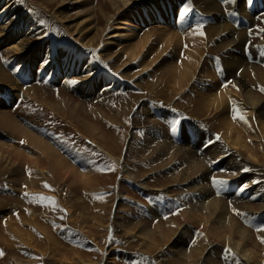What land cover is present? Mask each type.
<instances>
[{
    "label": "rangeland",
    "instance_id": "374dc122",
    "mask_svg": "<svg viewBox=\"0 0 264 264\" xmlns=\"http://www.w3.org/2000/svg\"><path fill=\"white\" fill-rule=\"evenodd\" d=\"M11 1H16L17 4H20V0ZM104 1L106 0H93L92 5L95 6L97 3H104ZM187 1L188 0H185L184 2L183 0L182 5L185 6L188 4L189 1ZM258 2L259 11L257 12L256 10L254 12L253 9L249 11L252 15H256L254 17L256 20H254L253 25L255 36L252 43H257L258 40L264 38V31H262V29H264V19L260 20V18L264 16V3H260V0ZM38 4L37 0H30L29 3L31 8H33V16H36L42 23L36 27H44L41 28L45 33L39 40L40 42L41 40H43V42H75V45H77V35L73 32L75 24L83 27V31H87V33L91 29V25H88V23L91 22L92 14L91 16L87 15V9L81 5V2L72 1L70 6L67 3H56L47 10L42 7H37ZM59 4L62 6L63 10H65L67 17H51V13L54 10L61 9ZM177 4L178 2H173L172 5H170L171 7L168 4L166 11L163 9L164 16L168 19L167 21H169L167 26L170 25L172 28H170V26L169 28L171 30L173 29V32L174 29L178 27L175 29L177 35L179 31H181L180 34H187L191 27H189V21L184 22L178 20L179 15L176 13L178 12L179 14L181 12V7ZM221 6L224 7H222L220 11L222 13H227L232 10L230 3H223ZM84 9H86V11ZM141 10L144 13L143 10L145 9L141 8ZM154 19L155 22H153ZM146 21L145 23H140L138 26L139 28L133 31L134 34L138 35H136V37H138L136 39L142 37V35L148 32L153 26L154 28L156 26L168 28L165 26L166 22L160 20L159 16H156V18L154 16L152 21H149V19ZM173 24L177 26L174 27ZM67 28L69 29L67 30ZM111 31L121 35L128 34L126 27L118 30L112 29ZM193 32H195L194 34L197 33L196 30ZM90 34H88V37ZM186 36L183 39L180 37L184 44L187 43L185 40L189 41V37ZM152 40L151 38L149 41ZM108 41H112L110 44L111 47L108 48L104 46V50L107 51L110 49V54L117 51L119 47L132 43H129L130 41L127 37H113L112 35ZM154 42H149V44H147L146 48H150L147 50L150 53H146L147 59L152 53L148 60H151L152 56L156 55L157 50L158 53L162 51V48L164 49V43L160 44L162 42L159 41L158 43L156 41ZM78 46L82 51H87L85 50L87 48L83 46L82 43ZM245 46L244 56L250 61L252 59V57H250L252 54L247 53L246 48L249 47L248 44ZM181 47H183L184 50L186 49L185 52L191 49V46L188 45H186L185 48L182 44ZM183 48L178 52L179 54L177 57L175 55L176 53L174 54L175 51L172 53L170 48H166L167 51L165 50L166 52L164 51L160 57L162 58L164 55L165 57H163V59L167 58L166 60L172 62L177 58L176 61L174 60V63L180 66V61H183ZM176 49L178 51V47ZM87 52L89 55L91 50ZM153 52H155V54ZM204 52L205 50L201 53L199 59L201 62L203 60V62L205 61L207 63L211 56ZM173 54L174 56H171ZM203 54L205 56H203ZM122 55L124 56V54ZM43 59L44 58L41 57V59H38L36 62L35 67H31L33 73L37 72L39 64ZM256 63L254 61L253 65H256L254 67L264 71V66H259V63H257L258 65ZM0 64L5 67L2 61H0ZM118 68L116 69L118 70L117 72L119 74H127V77H119V74L110 70H105V76L115 79L112 81L113 84L116 81L115 85H112L113 89H107L105 90L106 92L102 91V89L96 92L98 88H95L96 93L88 94L87 99L83 100V102H79L80 104H77L78 101L75 99L73 100V97L76 96L71 91L70 85L63 83L60 77L55 79V83L51 85L50 83L45 84L43 82H37L32 80L33 78H27L25 80L21 79L22 77L17 78L16 74L12 78L17 84H23V86L28 85L32 88L27 97L20 96L13 98L12 91L8 87L0 85L2 86L0 90H5L10 94V96H0V110H5L7 113L12 112V114L14 113V115H16V118L21 115L22 117H19L21 120L19 118V120H17L23 122L21 124H23L25 129L29 131L32 130L34 133L36 132L38 136L40 135L43 137V141H45L47 145H50L49 147L56 152L64 161L65 165L67 164L66 166L84 175V177L79 176L77 180L72 177L67 179L66 177L64 178V176L61 177L60 169L61 172H66V168L64 170V168L62 169V167H60L59 169L58 167L59 171L57 169L56 171L58 173H56L54 167L51 169L50 164L46 160L43 158L40 159V152L37 149L31 146L29 147L26 142L22 143L23 140H21V144L17 145V143H20V140L15 139L14 135L0 130V142L5 143V145L1 144L3 147L0 145V151L5 153H1L2 155H0V264H99V262L100 264H246V262L248 264H264V242H262V240H264V210L257 211L258 205L260 204L257 199H251L250 187H252L253 184L250 182H243L239 185L235 183L236 180H231L230 185V181H222V183H218V188H215L211 178H215V175L218 172L221 173L222 170L220 168L209 169L210 173H212L209 177L210 181L208 182L207 180L204 184L208 183L211 185L209 188L214 190V193L218 195L217 197L214 194L215 196L213 198L219 201L221 200V202L223 201L226 205L225 208L228 209V211L226 209L228 212L225 216L226 220L220 215V219L219 217H215V220L208 221L206 210H202L198 212V214L200 213V218L196 217L198 220L194 222L185 221L183 213L187 212L185 211L187 207H185V209L183 208L182 202L184 199L181 197H183L184 193V196L189 195L190 197L192 196V198H197V193L192 195L194 191L191 192V190L187 189V187H190L193 180L187 173H182V166L178 164L175 166L176 162L171 164L173 162L170 161L171 151H167L168 154H155V152H151L157 141V143H159V141L162 142L167 140L170 145L173 144L174 147L177 146L180 148L186 143L190 145V141L185 138L192 131L190 129L193 128L191 125L188 126V124L194 122L197 124V128H205L204 125L200 123L202 119L204 120V116H191L189 111H187L192 109L190 108L191 106L189 107L187 104V100H185L187 99L186 94L188 93V95H190L189 92H185L187 89L184 88L183 93L182 90L177 92L175 90L176 87H172V84H170L171 86L169 85V87H166V85L163 87L164 83H159L156 80V77L159 76V70L156 71L157 73L153 72V74L156 73L154 74L155 81L153 74L149 73L152 69H149L147 72H145L146 70L143 71L145 72L144 74H140L139 72L137 77V65L135 63H130V61L123 62L122 66ZM128 68L130 70H127ZM10 70L12 71V69ZM209 70L211 71L210 68ZM139 77L142 79L140 83L139 80L141 81V79H139ZM199 81L194 77L191 82L197 84ZM153 82L155 83L152 87ZM136 83H138V85H136ZM101 84L103 85L105 82ZM140 84L143 85L141 86ZM220 85L226 86V83H221ZM222 86L219 88H222ZM170 87H172L173 90ZM254 89L259 92L257 87ZM36 90L38 91L36 92ZM59 91L67 95L65 98L70 102V105H67V107L60 105V107L56 109L52 105L55 104L54 102L60 101ZM18 92H20V90H18ZM18 92L17 90L13 91V93L19 95L21 92ZM71 92L74 94L73 96H71ZM154 92H156V95H154ZM45 95L48 96L46 97ZM261 96L264 98V94H261ZM19 98H22V101H19ZM73 101H76V104ZM142 101L144 104H140ZM231 103L230 101L228 105V117H231ZM168 106H170V108ZM95 108L97 110H95ZM141 108H143V110ZM146 109H148V111H145ZM134 113H136V115ZM172 114H176L175 117H172ZM184 115L186 118L182 117ZM28 121L30 125L27 123ZM148 121H150V123H148ZM186 121L188 124H185ZM34 122L36 123L34 124ZM45 122L48 123L49 130ZM41 123H44V125ZM147 125L149 126L145 129ZM233 125L235 131L243 136L247 144L246 147L251 146V148H255V145H253L255 142L250 141L248 138V130L245 131L237 122ZM43 126L45 127L44 129ZM52 126L54 127L52 128ZM50 128L51 131L53 132L54 130V132H56L55 135L59 137L55 136L54 132H50ZM48 132L51 135L50 137L46 136L49 135ZM145 134L151 135L150 137L152 138L155 137L152 140L153 142L147 144V146L143 145L142 141ZM165 134L169 136V138L165 136L167 139H164L163 135ZM8 137H11L10 141ZM214 137L217 139L218 135L214 134L213 138ZM13 138L14 142L11 140ZM59 139L61 140V145L58 144L60 142ZM7 144H9L8 146H17V150L19 149L20 151H18L23 156L25 153L27 157H29L27 153L31 154L29 158L38 159V162L35 165L29 164L27 161L28 159L24 160L26 158L25 156L22 160L27 162L21 163L22 157L20 159L13 158L14 154H11L12 150H10V147L6 146ZM143 146L145 147L143 148ZM200 148L203 151L207 146L205 145L202 147L201 145ZM3 149L4 151L8 149L11 152L6 151L7 154L9 153V155H7L6 152H3ZM225 149H227L226 144ZM80 150L82 151L81 155L86 157H82L78 154ZM232 150L233 149H231V151ZM241 150L243 149L241 148ZM247 152L249 153V151ZM260 153H257V155ZM4 155L7 156L5 157ZM247 155L248 154L244 156L246 157ZM2 156L4 157L2 158ZM11 158L15 159L16 162L14 163ZM9 160L11 161L9 162ZM258 165L261 164L258 162L255 165L257 170L260 171ZM169 168L171 170H169ZM245 169L248 170V168ZM52 170L55 172L53 173ZM59 176L61 177L60 179L58 178ZM260 179V181H264V177ZM233 183L237 186H233ZM45 185H47V187ZM226 185H229V187ZM221 186L223 188H221ZM237 187L241 192L238 195V199L227 197V192L232 194L237 190ZM244 192L247 194H244ZM41 197L49 199L41 200L39 199ZM184 202L186 201L184 200ZM187 203L188 202L185 204ZM168 204H170V206ZM240 204L246 205L243 206L244 208L242 211H247L249 213L247 214L249 215L248 217L246 214H243V212L241 213L240 209H235V207H238L237 205ZM251 205L254 206V208ZM245 207H247L248 210L247 208L245 209ZM239 215L241 216L239 217ZM230 219L235 221L234 223L240 227V229L237 227L236 229L234 228L236 232V236L234 237L225 230L226 227L224 228V226H227L228 220ZM178 223L180 228L176 226ZM178 231H187V235H181L180 238H177L176 235ZM227 236H229L228 239L226 238ZM46 237L50 238L47 240ZM231 239L234 244H231ZM174 243H176L177 246L174 245ZM234 245H237V250L234 249ZM179 249L182 251L184 250L183 254L179 255ZM191 250H199L202 254L195 255L191 253L188 255ZM205 254L210 255V260H205L206 262L202 261L203 258L206 257ZM248 255L249 257L247 258ZM178 257H180L181 260H173Z\"/></svg>",
    "mask_w": 264,
    "mask_h": 264
},
{
    "label": "bare ground",
    "instance_id": "6f19581e",
    "mask_svg": "<svg viewBox=\"0 0 264 264\" xmlns=\"http://www.w3.org/2000/svg\"><path fill=\"white\" fill-rule=\"evenodd\" d=\"M37 1L39 3L37 7H42L45 10L52 7L56 3H60V4L67 3L70 6L72 1L81 2V5L87 9V11L86 9H84L87 12V15L91 16L92 14L91 22L88 23V25H91L90 26L91 29L87 33V31L85 32L83 31V27L75 24L73 32H75V34L77 35V38H76L77 45H75V42H71V43H67V42L60 43V42H55V41L43 42V40H41L40 42L39 40L43 37L45 31L41 29V28H44L43 26L36 27V26L41 25L42 23L40 22L39 19H37L36 16H33L34 14L33 8H31V6L29 5L30 0L29 1L20 0L19 1L20 4H17L16 1L0 0V61H2V64L5 66L3 67L0 64V85L8 87L12 91L13 98L20 97V96L27 97L28 94L30 93L29 91L32 89L28 85L23 86V84L22 85L17 84L12 78L16 74H17V78L22 77L21 79H24V80L27 78L28 79L33 78L32 80H35L37 82H43L45 84L50 83L51 85L52 83H55V79H58L60 77L61 80H63V83L70 85L71 91L76 96V97H73V100L75 99L76 101H78L77 104H80L79 102L81 101L83 102V100L87 99L88 94H94L95 88L96 89L98 88L96 92L102 89H103L102 91H105L107 89L110 90V88H112L115 85L116 81L113 84L112 81H114L115 79L109 76H105L104 74L105 70L107 71L110 70L112 72L119 74L117 72L118 70L116 69L122 66V63L125 61H130V63H135L137 65V71H138L136 72L137 77L139 75L138 74L139 72L140 74L141 73L144 74L149 69H152L151 72L149 71V73L153 74V72H156L159 70L160 77L159 76L156 77V80L159 83H164L163 87L164 85H166V87H169V85L172 84V87H176L175 90L177 92L178 91L180 92L181 90L183 91L184 88L187 89L185 92H189L190 95H188L187 93L186 94L187 99L185 100H187L186 102L189 105V107L191 106L190 108H192L190 110H187L189 111V114L191 116L200 115V116L205 117L204 120L202 119L200 123L201 125H204L206 130L203 127L197 128V124L194 122L191 124H188L187 121L185 122V124H188V126L191 125L193 128V129H190L192 131L191 132L189 131L190 133L185 138L186 140L190 141L189 142L191 143L190 145L186 143L183 147L180 148L177 146L174 147L173 144L170 145L169 142H167V140L162 141V142L159 141V143H157L158 142L157 141L154 144V148L151 150V152L152 153L155 152V154L156 153L168 154V152L171 151L170 161H173L171 164L176 162L175 166H177V164L179 166H182L183 167V168L181 167L182 168L181 170H183L182 173H187L188 176H190L193 180L192 184L190 185V187H187V189L191 190V192L194 191L192 195L194 193H197L198 194L197 198H192V196L190 197L189 195L184 196L185 195L184 193H183V197H181L186 202H188L187 204H185L186 202H184V200L182 202V205L184 206L183 208L185 209V207H187L185 210L187 212L183 213V217L185 218V221L194 222L195 220H198L196 219V217L200 218L199 217L200 213L198 214V212L202 210L203 211L206 210L208 221L215 220L214 218L219 217L220 215L221 217L223 216L225 219V216L228 213L227 212L228 209L225 208L226 205L223 203V201L221 202V200L219 201L216 198H213L216 194L214 193V190H211V188H209V186L211 185H209L208 183L204 184L205 181L207 180L208 182L210 181L209 177L212 173H210L209 169L211 168H220L222 170L221 173L216 172L217 174L215 175L216 176L215 178L213 179L211 178V180L213 181L212 184L214 185L215 188H218V183H214V180L219 181V182L230 181L229 185L231 184V180H236L235 183H238L239 185H241L243 182L245 183L250 182L251 184H253L252 187H250V190H251L250 193L252 196L251 199L253 198L254 200L257 199V201L259 202L260 205H258L257 211L264 210V189H263L264 181L263 182L260 181L261 180L260 178L264 177V98L261 96V94H264V90H262L264 89V71L260 70L259 68L254 67L256 65H253L255 61V63L256 62L259 63V66L260 65L264 66V38H261V40H258L257 43H252L253 38L255 36V32L253 31V25H254V20H256L254 19L256 15L254 14L252 15L249 12L251 9H253L254 12L256 10L257 12L259 11V7L257 4L259 3L258 2L259 0H188L189 3L186 5L184 3L185 6L182 5L183 0H106L104 1V3L100 2V3H97L95 6L92 5L93 0H37ZM260 1H261L260 3H264V0H260ZM173 2H178L177 5L181 7V12L179 14L178 12L176 13L177 15H179L178 20L184 21V22L189 21L188 23L190 26L189 25L188 26L191 27L189 29V33H187L189 35L180 34L181 31L178 30L180 34V35L178 34L179 35L178 36L175 33V29H177L178 27L175 28L173 32V29L172 30L170 29L172 27L170 25H169L170 28L169 26H167L169 21H167L168 19L165 18L163 9L164 11H166L168 4L170 6L172 5ZM223 3L225 4L230 3L232 6V10L230 9L231 11L227 13L220 12L222 10L223 6L221 5H223ZM60 8L61 9L54 10L51 13L52 15L51 17H55V18L64 17L65 18L66 16L65 10H63L61 5H60ZM141 8L145 9L143 10L144 13L142 12ZM154 16L155 18L156 16H159L160 20L165 21L166 22L165 26L168 28H162L161 26L160 27L156 26L154 28L153 26L152 28L148 30V32L144 33L142 37H140L139 39H136L138 38L136 37L137 34H134L133 31L139 28L138 26L140 25V23H145L147 22L146 20L148 19L149 21H152ZM261 19H264V16L261 17L260 20ZM153 22H155V19ZM197 25H202V28H200V30L196 31L197 33L194 34L195 32L193 31L196 30ZM175 26L177 25H174V27ZM125 27H126V31L128 32V34L126 35L117 34L116 32L111 31L112 29L118 30L120 28H125ZM68 29L69 28H67V30ZM200 32H203V35H201ZM88 34H90L89 37H88ZM111 35L113 37L115 36H122L125 38L127 37L130 41L129 43L131 42L132 43L123 45L119 47L117 51L110 54L109 52L110 49L105 51L104 46H107L108 48L111 47L110 44L112 43V41H108ZM186 35L189 37V41L185 40V42L187 43L184 44L181 41V38L182 39L185 38ZM151 38L153 40L149 41ZM154 41H156L157 43L158 41L162 42L160 44L164 43L163 44L164 49L162 48V51L161 52L159 51L158 53H157L158 50L157 51L155 50L156 55H154L155 52H153L154 56H152L151 60H148L152 53L149 55L147 59V54L150 53L147 50H149L150 48L148 47L147 49L146 47H147V44H149V42H154ZM180 41H181V44H180ZM80 43H82V45L87 48L85 50L87 51L91 50L89 55L87 51H82V49L79 48L78 45H80ZM182 44L184 45V47L186 45L191 46V49L188 52L187 51L185 52L186 49L184 50V48L181 47ZM246 44H248L249 46L246 48L247 53L252 54L250 56L252 57V59L250 58L251 59L250 61L244 56L245 54L244 47H246L245 46ZM177 47H178V51L176 49ZM166 48H170L172 53L173 51H175L174 54L176 53L175 54L176 57L179 54L178 52L182 50L181 48H183V58H182L183 61H180V66L179 65L177 66L174 63V60L176 61L177 59L176 57H175L176 59H174L173 62L166 60L167 58L163 59V57H165L164 55L162 58L160 57L161 54L166 50ZM204 50H205L204 53H207V55L211 56L212 58V60L211 58L210 60L208 59L207 63L205 61L203 62V60L201 62L199 59L201 53ZM122 54H124V56ZM174 54L171 56H174ZM203 56L205 55L203 54ZM41 57L44 59L41 60L39 64V69L37 70V72L33 73L31 70V67L32 66L35 67L36 62L38 61V59H41ZM9 68L12 69V71ZM209 68L211 69V71L209 70ZM127 70H130V69L128 68ZM146 74L149 75L148 73ZM120 76L125 78L127 77V74L120 73L119 77ZM194 77H196L198 81L200 79V81L197 84L191 82L192 79H194ZM139 79L141 78L139 77ZM229 79H230V82H229ZM154 81H155V76H154ZM102 82H105V84L102 85L101 84ZM140 82H142V79L141 81L139 80V83ZM154 83L155 82L152 83V87ZM221 83L222 84L226 83V86L223 85L224 86L223 87L222 85H220ZM136 85H138V83H136ZM220 86H222V88H219ZM253 87L254 88L257 87L259 92H257L256 89H254ZM16 90L17 92L18 90H20L21 93L18 92L20 93L19 95L13 93V91H16ZM38 90H36V92ZM159 90H162V89H159ZM73 93L71 94V96L74 95ZM154 93H155L154 95H156V92ZM172 93H175V92H172ZM58 94L60 96V101L54 102L55 104L52 106L56 109H58L60 105L64 107H67V105L69 106L70 102L67 101V99L65 98L67 95H65V93L62 91H59ZM5 95L10 96V94H8L5 90H0V96H5ZM19 99H20L19 101H22V98H19ZM76 101L75 102L73 101V102L76 104ZM230 101L232 102L231 103V106H232L231 117H228V111H229L228 105ZM140 104H144L143 101ZM80 107H83V106L81 105ZM168 107L170 108V106ZM141 109L143 110V108ZM155 109H154V112H155ZM234 109L240 110V113L245 116L246 122L245 120H240L238 117L235 119L233 118L235 115ZM95 110L97 109L95 108ZM145 111H148V109H146ZM15 114H18V113H15ZM134 114L136 115V113ZM175 115L176 114H172V117H175ZM182 117L186 118L185 115ZM18 118H16V115H14V113L12 114V112L7 113V111L5 110L3 111L0 110V130L6 133H10L14 135L15 139L20 140V143H17V145L21 144V140H23L22 143L26 142V144L29 145V147L31 146L34 149H37L40 152V156H39L40 159L43 158L44 160H46L50 164L51 167L50 166L49 167L51 169H53L52 167H54L56 171L58 167L59 169L60 167H62V169L64 168V170L66 168L65 170L66 172H61V169H60V173L62 175L61 177L64 176V178L66 177V179L72 177L75 180H77L79 176L84 177V175L79 174L76 170L74 171L73 168L66 166L67 164L66 165L64 164V161L56 154V152L51 147H49L50 145H47V143L43 141L42 139L43 137H41L40 135L38 136L36 132L34 133L32 130L29 131L28 129H25L23 124H21L23 122L18 121L20 119ZM168 120H169V117H168ZM235 122L239 123V126H241L245 131L248 130V135H249L248 138L250 139V141L255 142V144H253L255 145V148H251V146L250 147L247 146L248 147V150H247V147H246L247 144L245 143L243 136L239 134V132L235 131V128L233 125ZM27 123L30 125L29 121ZM35 123L36 122H34V124ZM148 123H150V121H148ZM41 124L44 125V123H41ZM45 124L47 125L48 123L45 122ZM148 126L149 125L145 126V129H147ZM53 127L54 126H52V128ZM44 128L45 127L43 126V129ZM47 129H48V125H47ZM50 132H52L51 128H50ZM55 133L56 132H54V135ZM166 134L163 135L164 139L166 138L165 136L168 135ZM214 134L218 135L219 139H215V137L213 138ZM46 136L50 137L51 135L49 133V135H46ZM55 136H58V135H55ZM150 136L151 135H148V134L144 135V138L142 140L143 145L147 146V144L153 142L152 140L155 137L152 138ZM167 137L169 138V136ZM10 138H9V141H10ZM14 138L11 140L13 141ZM60 143H61V140L58 144ZM224 143L226 144L227 149H225ZM1 144L5 145V143L0 142V145ZM9 144H12V143H9ZM9 144H7L6 146H8ZM201 145L202 147L206 145L207 148L202 151L200 148ZM145 146H143V148ZM1 147L3 146L1 145ZM8 147L11 148V149L10 148L8 149L12 150L13 153L9 151L8 149L6 151L11 152L12 155L14 154L13 158L20 159L22 157L20 161L21 163L28 161L29 164L31 163L35 165L38 162V159L29 158L31 154L27 153L29 157L26 156V153L23 156L19 152L20 150L19 149H18L19 151L17 150V146L10 145ZM74 147H77V146H74ZM241 148L243 150H241ZM231 149H233L234 151L233 150L231 151ZM6 151H4L3 149V152H6ZM247 151H249V153ZM1 153L2 152L0 151V155L5 154V153H2V154ZM257 153H260V154L257 155ZM78 154L81 155L82 151L80 150V153ZM246 154L248 155L245 157L244 155ZM7 155H9V153ZM4 156H2V158ZM82 157H86V156L83 155ZM23 158H25L24 160L26 159L28 160L23 161L22 160ZM10 161L11 160H9V162ZM13 162L15 163L16 160L13 159ZM258 162L261 164V165H258V168L260 167V171H258L255 166L256 163ZM245 168H248L247 172L244 171ZM171 169H172V166H171ZM171 169L169 168V170ZM55 171H53V173ZM56 173L58 172L56 171ZM120 173H121V170H120ZM87 174H88V171H87ZM61 177L59 176L58 178L60 179ZM229 185L228 186L226 185V186L229 187ZM232 185L235 187L237 186L234 183ZM221 188L223 187L221 186ZM240 193L241 192L237 187V190L234 193L231 194L227 192V197H231V198L233 197V198L238 199V195ZM245 193L246 192H244V194ZM216 196L218 197V195ZM168 205L170 206V204ZM237 206L238 207H235L236 210L240 209L241 213L243 212V214H246V215L249 214L245 210L242 211V209L244 208L243 206H246V205L240 204ZM247 207H245V209ZM252 207L254 208V206ZM241 215H239V217ZM248 216L249 215H247V217ZM252 216L255 217L254 215ZM250 217H251V214H250ZM234 222L235 221L230 219L228 220L227 226H224V228L226 227L225 230H227L230 234H232L233 237L236 236L235 234L236 227L240 229V227L236 225ZM176 226L180 228L179 223ZM181 235H184V236L187 235V231H178L176 236L177 238H180ZM228 237L229 236H227L226 238L228 239ZM48 238L50 237H46L47 240ZM231 244H234L233 241L231 242ZM174 245L177 246L176 243H174ZM234 249L237 250V245H234ZM183 251L179 249V255L183 254ZM191 253L195 255L202 254L201 252H199V250H191L188 255H190ZM207 254H205L206 255L205 258L202 257L203 258L202 261L210 260L209 258L210 255H207ZM248 257L249 255L247 256V258ZM173 260H181V258L178 257ZM246 264L248 263L246 262Z\"/></svg>",
    "mask_w": 264,
    "mask_h": 264
},
{
    "label": "snow or ice",
    "instance_id": "6c2138e0",
    "mask_svg": "<svg viewBox=\"0 0 264 264\" xmlns=\"http://www.w3.org/2000/svg\"><path fill=\"white\" fill-rule=\"evenodd\" d=\"M200 28H202V25H197L196 31H199ZM262 31H264V29H262ZM200 34L203 35V32H200ZM262 90H264V89H262ZM234 111H235V115L233 117L234 119L238 117L240 120H245V122H246L245 116L240 113L239 109H234ZM217 139H219V137H217ZM245 171H247V169H245ZM214 183H222V182L214 180ZM45 186L47 187V185H45ZM39 199L46 200V199H49V198L41 197ZM257 230H260V229H257ZM262 242H264V240H262ZM227 251H230V250H227Z\"/></svg>",
    "mask_w": 264,
    "mask_h": 264
}]
</instances>
